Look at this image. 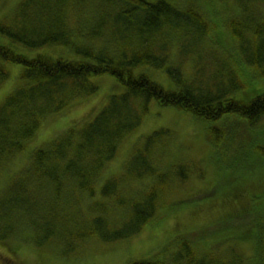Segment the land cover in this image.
I'll use <instances>...</instances> for the list:
<instances>
[{
  "label": "trees",
  "instance_id": "trees-1",
  "mask_svg": "<svg viewBox=\"0 0 264 264\" xmlns=\"http://www.w3.org/2000/svg\"><path fill=\"white\" fill-rule=\"evenodd\" d=\"M225 4L222 0H20L0 20V33L13 43L0 44V84L8 77L7 63L21 65L22 79L0 102V170L24 150L48 116L96 92L92 77L112 75L122 87L83 126L70 127L46 146L29 150L27 166L10 175L0 189V241L27 232L24 238L37 246L73 235L113 242L138 233L153 220L163 175L153 166L147 145L129 153L123 167L129 175L116 174L100 183L104 166L141 123L152 101L200 120L224 117L228 122L225 117L234 115L246 129L261 128L264 90L252 98L234 94L243 87L245 66L264 75L260 8L264 0ZM235 4L239 9L235 17L229 11L224 24L214 20ZM227 33L237 42L238 58L224 38ZM14 44L38 51L22 53ZM49 46L58 47L57 52L41 51ZM188 61L190 71L185 72L182 63ZM139 65L164 70L172 86L136 72ZM224 128L230 129L208 127L213 139L223 136ZM246 129L240 133L245 138ZM185 171V166L177 165L181 181L187 179ZM144 176L152 182L139 192L120 184L128 177ZM255 223L260 229L255 264H261L264 227ZM193 241L182 236L170 254L166 244L129 264H247L230 248L224 253L216 245Z\"/></svg>",
  "mask_w": 264,
  "mask_h": 264
},
{
  "label": "rangeland",
  "instance_id": "rangeland-1",
  "mask_svg": "<svg viewBox=\"0 0 264 264\" xmlns=\"http://www.w3.org/2000/svg\"><path fill=\"white\" fill-rule=\"evenodd\" d=\"M19 1L0 0V20L9 15ZM231 1L222 0V3L229 5ZM260 8L264 13V4ZM238 10L235 4L212 19L224 24L226 13L231 11L230 16L235 17ZM216 31L219 32V29ZM224 38L233 48L234 57L238 58L237 42L231 40L229 33ZM7 43L13 45L8 37L0 33V44ZM14 47L30 55L38 51H31L20 44H14ZM57 48L49 46L41 51L54 53ZM189 63H182L185 72L190 71ZM20 70V64L7 63L8 77L0 84V102L22 82L18 74ZM134 70L147 74L164 87L172 86L164 70L148 65H139ZM243 71L246 73L243 87L234 95L252 98L264 90V75L260 76L251 66H245ZM92 81L97 84L96 92L48 116L24 150L0 170V189L10 175L27 166L29 150L46 146L70 127L80 128L102 108L110 94L122 90L112 75L94 76ZM225 118L230 119L228 122H224V117L215 122L200 120L183 110L160 106L152 101L141 123L124 137L115 156L104 166L100 183L116 174L129 175L124 173L123 168L129 153L142 151L147 145L153 166L159 175H163L155 218L144 224L138 233L113 242H105L95 236L81 238L73 235L36 246L29 237L24 238L28 235L24 232L8 241H0V264H127L158 251L165 244H168L170 254L177 246V239L182 236L194 239L197 245H216L224 253L231 249L247 264H255L260 254L257 249L260 229L255 222L260 224L261 229L264 227V118L260 122L261 128L253 129H246V123L234 115ZM214 125L230 129L224 128L226 133L213 139L208 127ZM245 129L246 138L240 134ZM236 134L239 135L238 140ZM178 164L186 167L185 181H181L176 173ZM147 177H128L120 184L139 192L143 184L152 182ZM157 177L154 175L153 181ZM252 193L256 194L250 199ZM69 250L71 252L67 253Z\"/></svg>",
  "mask_w": 264,
  "mask_h": 264
}]
</instances>
